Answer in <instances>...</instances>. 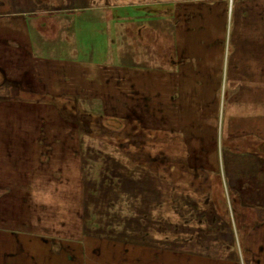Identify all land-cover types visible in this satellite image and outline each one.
<instances>
[{
    "label": "rangeland",
    "instance_id": "1",
    "mask_svg": "<svg viewBox=\"0 0 264 264\" xmlns=\"http://www.w3.org/2000/svg\"><path fill=\"white\" fill-rule=\"evenodd\" d=\"M105 6H120L111 11L123 17L116 19V24L125 25L123 46L132 50V62L140 72L135 89L130 80L112 79L113 73L104 80L103 91L82 88L90 84L87 73L98 75L96 64L113 62L122 44V30L114 28L115 20L107 19ZM21 16L27 25L22 24ZM125 16H132L134 23L127 25L130 20ZM49 19L59 25L41 37L37 27L42 29L43 24L39 20L48 24ZM161 19L184 28L193 21L204 24L215 19L213 29L205 26L200 32L193 30L181 42V50L206 58L210 48L199 47V42L203 45V41L219 39L218 44L223 37L226 58L217 55L211 80L195 78L196 64L191 62L184 69L193 70L182 71L177 78L179 85L174 84L178 91L172 83L167 86L165 80L160 82L156 77L147 78L149 88L142 75L161 72L156 66L162 64L153 58L158 56L157 47L169 46L171 54L175 42L171 33L158 34L157 27L161 31L162 23H167ZM2 23H16L7 27V34L17 39L19 34L27 36L34 41V49L31 46L26 56L15 58L14 54L24 52V48H11L4 41L9 36L0 32V232L4 234L0 235V264H50V251L59 248H63V257L66 255L65 242L40 244L38 238L43 237L38 236L37 229L36 236L23 232L18 216L28 217L30 210V216L49 215L58 221L70 217L67 222H71L73 217L78 222L83 217L93 236L90 244L97 248L105 245L114 254H121L123 249L137 251L132 257L129 253H110L108 263L121 259L145 264L151 249L174 255L176 262L178 255L191 258L221 253L226 257L227 248L241 247L243 225H236L232 217L234 198L225 191V172L230 163L239 169L243 164L253 166L242 154L258 156L260 146L264 153V51L253 47L259 40L264 42V0H0V28ZM127 28L134 33L131 37ZM222 29L224 36L217 38ZM139 35L149 39L140 42ZM229 40H233L231 47ZM60 61L73 62L70 76L57 81L62 83V91L51 90L56 89L55 75L60 74H51V83L42 87L48 91H41L37 74L56 72L63 65ZM119 65L115 60L114 66ZM121 82L122 87L118 85ZM163 85L166 89L161 91ZM100 117L102 124L97 121ZM132 128L137 129L135 144L130 149L127 145L120 148L126 144L123 134ZM67 137L68 144L52 143ZM65 150L68 155L62 158L60 152ZM53 151L58 152L55 158ZM65 163L68 171L64 174L69 177L62 174ZM205 164L212 172L205 170ZM78 168L83 171L85 186L78 183ZM194 179L199 189L212 187L213 205L205 210L214 215L194 207H176L181 198L193 200L192 192L185 198L179 189H188ZM165 183L171 186L170 217L162 228L155 218L152 222L149 196L141 190L144 185ZM226 200L229 204H224ZM27 236L32 237L28 240ZM59 260L54 258L52 264H61Z\"/></svg>",
    "mask_w": 264,
    "mask_h": 264
},
{
    "label": "crops",
    "instance_id": "2",
    "mask_svg": "<svg viewBox=\"0 0 264 264\" xmlns=\"http://www.w3.org/2000/svg\"><path fill=\"white\" fill-rule=\"evenodd\" d=\"M231 1L233 2L234 0H231ZM119 7L120 6H115L113 8H109L106 6L103 7V8H106L108 11L107 19L115 20L114 28L117 31L122 30L120 31L121 37H122V44L117 47V51H116L117 58L115 59L113 57V62H112V59H110L109 61L104 62V64H101L102 66H99L100 64H96L95 70L96 68H98L96 71L99 73L98 75L87 73V79L90 80V84L86 86L84 85L82 86V88L85 90L86 89H89V91L90 90L91 91L105 90L104 80H106L109 77V75L112 73H113L111 75L112 79L119 78L120 80H130L131 87L133 89H135L138 84V81L140 79L138 74H140V72L139 73L136 72L137 70L135 67V63L132 62V55L130 54L132 50L131 49L127 50L125 46H123V33L125 31V29L123 28H125V25L120 26L116 24V19L120 21L123 19V17L120 15L116 17L114 15L115 13L113 14V12ZM111 9H113V12L111 11ZM21 17H24V16H21ZM124 18L127 20H130V23L127 25H130V24L132 25L134 23L133 22L134 19L132 18V16L131 17L125 16ZM21 20L23 21L22 24L27 25L25 17L21 18ZM161 20L167 23L164 24L161 22L162 23L161 31L159 27H157V30L159 31L157 32L158 34L160 33L161 35L163 34L168 35L170 33L172 34V37L175 41L173 42V51L170 54L169 46L157 47L158 56H154L153 58H157V60H159L158 65L162 64L161 67L156 66L157 68L161 69V72L155 75L154 71H151L149 74H146L145 76L142 75L143 77L146 78V81H147V78L149 79V77H152V79L156 77L157 81L159 79H160V82L165 80L164 84H166L167 86H169L170 83H172V85L174 84L179 85L177 83V78L182 73V71L187 70L188 72H191V70H193L190 68L184 69V65L186 64L187 66V63H191V62L196 64L193 70V74H195L194 76L195 78L201 79V80H211L215 73V65L217 64V59H216L217 55L224 56L226 58V54L224 53L223 48H222L224 45V42L222 41L223 37H221V36H224V30L223 29L220 30V33H221L220 36L219 35L216 36L217 34H214V36H216L217 38L221 37L220 38L221 41L218 44H217V40L219 39H217L216 41L215 39H212L211 41H207V42L203 41L202 43L203 45H201V43L199 42V47L201 46L203 48H207V47L210 48V53H205V56L207 59L203 58L202 56H199V58H197L195 54L194 53L191 54L189 50H185V49L184 51L181 50L182 48L181 42L182 41L184 42L185 40L184 37L189 35L193 30L194 31L199 30L200 32L205 29L204 28L205 26L211 27L213 29L214 25L216 24L215 19H208L209 21L204 23L205 25L203 23H200V21H193V24H191V26L194 28L192 30L190 28L191 26H188V28H184L181 24H171L170 19H166L167 21H165L164 19H161ZM39 22L40 23L42 22L43 24L41 26L42 29L37 27V30L39 31V34L41 35V37H44V33H46V31H51V28L55 29V27L59 25L57 23V20H52V19H49L48 24L42 20H39ZM2 24L3 25L0 28V32H6L4 34H7V31H6L7 27L8 26L14 27V24L16 23H12V24L2 23ZM196 25L197 27H195ZM127 29L128 30L126 32L130 33V37H131V35H133L134 33L130 28H127ZM8 36H9V39H4V41H7L10 44L11 48H14V49L18 48L19 50H21V48H24V52L21 51V53L14 54L15 58H16V55L22 56L23 54H25L26 56V54H28L29 52L28 49H30L31 46H32V49H34L33 48L34 41H31L27 36H22L19 34L18 35L19 39L11 35H8ZM138 38L140 42H143V41H147L149 39V36L141 38V36L139 35ZM160 39L161 37H158L159 41ZM230 41L231 40H229V47H231L233 40L232 42ZM174 43L176 44L175 49H174ZM226 43L228 45V41ZM37 44L38 43H36V47H39L38 46L39 44L38 45ZM110 44L112 45V43ZM111 45L110 47H112ZM184 47L186 46L184 45ZM253 47L261 48V52H262L264 51V42H261V40H259V43L257 42V45ZM107 54L110 55L109 53ZM35 55L37 54L35 53ZM59 57L61 58V56ZM147 58L150 59L149 56H147ZM115 60L117 61L118 65L120 64L119 67L114 66ZM44 61L45 59L42 60L41 62L44 63ZM60 63H62L63 65L62 67L57 68L56 72L53 69L52 70L53 73H50V74L46 72L45 74H40V73L37 74L38 76L36 80L39 81L38 85L41 86L39 87V89H42V87H45L48 81H50L51 83V81L53 80V78L51 77L52 76L51 74H60V75L62 74L61 77L59 78L57 77L60 75H55V77L57 78V80L56 78L54 79L56 81L54 84L56 89L51 88V90L53 91H62L60 89L62 83L61 82L58 83L57 81H61V79L66 75L70 76V72L72 71L71 65H73L72 64L73 62L71 63L70 61H60ZM146 63H148L147 60H146ZM208 63H210L211 66L209 67L204 66V65H207ZM106 67H110L112 69H108ZM103 72L105 73V75L102 74ZM171 78L174 79L172 80L173 82H171ZM132 80H136V81H132ZM102 84H103V87H101ZM118 85L122 87V82L118 83ZM147 85L149 86V88L152 87L149 85L148 81H147ZM147 85H146V88H148ZM175 85H174V89L175 91H178L177 90L178 87ZM165 86L164 85L162 86L163 88L161 89V91H164L163 89H166ZM41 91H48V88H44ZM162 106H163L162 115L165 121L166 119V115H165L166 112H164L165 102L162 104ZM73 138H75L74 135H73ZM60 141H63L62 143L64 144L70 143V139H68V137L65 139V141L64 140H58V141L54 140V142L52 143L56 144L57 142L60 143ZM71 142H74V140H71ZM60 153L64 154L62 158L67 157L68 155L67 150H65V152H60ZM73 153L76 155L75 152ZM57 154H56V151H53L52 158H55ZM234 156L235 155H232V157ZM242 156H245L244 158L246 160H250L253 166L245 165L246 167H244V164H243V168L239 169L237 168L238 166L235 163H230L228 172L227 173L225 172V177H226L225 179L227 180L226 181L227 183H225V191L228 197L233 196L234 198L233 199L234 206H232L234 210L231 208V205H230V209H232L231 210L232 217L235 220L236 225L238 224L240 226L243 225L241 227L242 231L244 232L243 237H242L243 242L241 243L242 244L241 247L239 246V247L227 248L225 251L226 257H221L222 256L221 253L220 254L215 253V255H210V256H203V255L196 256L195 255V256H192L191 258H186L185 254L178 255L176 256L178 257L176 262L173 261V258L175 257L174 255H172L173 257H171L170 253L168 252L162 251L160 253L154 249H151L150 251L152 254L151 255L148 254L150 255V257L146 258L145 264H264V248H262L261 250V246L262 244H264V241L262 242L261 240V232H263V229H264V181H263L264 180V153L262 152L261 154V146H260L258 156H256L254 153H246V154H242ZM205 165H206L205 170L212 172L213 170L212 167H210L207 164ZM67 168H68V164L66 165L65 163V167H62V170H63L62 174H64L66 170L68 171ZM214 172L216 171L214 170ZM63 176L69 177V174L67 173V174H64ZM76 176L78 178V183H80L82 186H85L84 183L82 182L83 180L82 176H84V174H83V171L81 172L80 168L76 170ZM162 177H163L162 180L166 178V176L164 175ZM80 178H81V181H80ZM261 180L263 182H261ZM72 182L74 181L72 180ZM196 182L197 180L194 179V184H190L188 186V189L185 186L183 189H179V190H183V192L185 193V196H184L185 198L186 197L189 198V195H186V193L192 192L193 195H191V197H193V200H191L190 198L189 200L181 198L180 201H177L175 203L176 207H194L200 213L204 212L205 215H208V214L210 216L214 215L212 211L205 210V208H211L213 205L212 196H211V191L213 190L212 187L206 186L205 189H199L197 187ZM65 185H63V187L67 188V184ZM144 186L145 187H143L141 191H145L146 194H148L149 196V198L147 199L149 206L147 207H150L148 210L150 211L149 215L151 216V220L153 222L155 218V221L157 223H160L163 228L164 225L169 224L170 201H171V195L169 194V191H170L171 186L166 183L162 184L161 186H156V187L154 185H144ZM59 189L64 190L62 188H59ZM204 192H209V193L203 194ZM83 194H84V191H83ZM83 194H82V198L84 197ZM158 201L161 202L160 207L157 205ZM224 204H229V201L226 200ZM159 208L161 209L160 215H159ZM31 211L32 210H30L29 212L30 215L32 213ZM224 213L228 214L226 211H224ZM30 215L28 217L23 216V215L22 217L18 216V222H22L23 224V229H24L23 232L25 231L27 233L28 232L35 233V236H36V229H37V231L39 232L38 236L43 237L44 239L43 240L41 238H38V240L40 241V244L50 245L51 242H60V241L66 243L65 246L67 248L65 249L66 255H64V257H63V252H61L63 248H59L60 251L59 250L54 251V249L50 251L51 252L50 256L52 259L50 264H52L53 259L56 257L60 259L59 262L61 264H136L134 262H131V263L122 262L121 259H119L118 262L115 261L113 263H108L107 256H111V255L126 256L127 255L126 253H129L130 257H132V256L137 255V251H134L133 249H128L129 251L128 250L126 251L123 249L121 254H118L116 252L114 254L113 252H111L112 251L111 249L107 250L105 245H98V248H97L95 244H92V243L90 244V239H92L93 236L90 233H88L86 229L85 220H83V217H80L81 219H79L78 222L73 217L71 218V222H67L70 217L66 219L63 218L61 221H58L57 219L49 215H42L41 217L39 215H33V216H30ZM149 215L146 211L145 217L147 219L150 217ZM144 222H147V220ZM25 223L27 225H25ZM212 223L217 224V220L213 219ZM55 230H56V234H52V232ZM0 235H4V234L0 232ZM238 235L239 234H236V237H235L236 239ZM234 236L235 235L232 234L233 239H234ZM31 237L32 236H27V239L30 240ZM98 239L99 241H104V239H100V238ZM100 244H104V243L100 242ZM97 251L100 254V258H99V255L97 254ZM110 253H113V254L110 255ZM97 256L98 258H95ZM246 256L249 258L248 260L245 258ZM261 257H262V260H261ZM154 258H155V262L153 260Z\"/></svg>",
    "mask_w": 264,
    "mask_h": 264
},
{
    "label": "flooded vegetation",
    "instance_id": "3",
    "mask_svg": "<svg viewBox=\"0 0 264 264\" xmlns=\"http://www.w3.org/2000/svg\"><path fill=\"white\" fill-rule=\"evenodd\" d=\"M84 118H86V117H84ZM97 121H98V123H101V124L103 123V119L101 117H100V119H97ZM136 130L137 129L132 128L130 132H127V133L123 134L126 137V144H120V148L123 149L124 145H127V148L126 147L125 148L128 149V147H129V149H130V147L135 144L134 143V141L136 139L135 135H137V134H135ZM120 132H121L120 134L122 135V131H120ZM133 134H135V135H133ZM117 135H118V133H117ZM166 170H167V168H166Z\"/></svg>",
    "mask_w": 264,
    "mask_h": 264
}]
</instances>
